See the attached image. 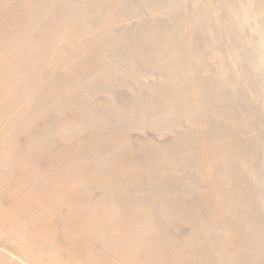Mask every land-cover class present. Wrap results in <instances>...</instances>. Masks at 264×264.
<instances>
[{
    "label": "rangeland",
    "instance_id": "374dc122",
    "mask_svg": "<svg viewBox=\"0 0 264 264\" xmlns=\"http://www.w3.org/2000/svg\"><path fill=\"white\" fill-rule=\"evenodd\" d=\"M0 264H264V0H0Z\"/></svg>",
    "mask_w": 264,
    "mask_h": 264
},
{
    "label": "bare ground",
    "instance_id": "6f19581e",
    "mask_svg": "<svg viewBox=\"0 0 264 264\" xmlns=\"http://www.w3.org/2000/svg\"><path fill=\"white\" fill-rule=\"evenodd\" d=\"M69 242V241H68ZM65 244V243H64ZM70 248V247H69ZM103 249V248H102ZM66 259V258H65ZM68 259H69V257H68ZM68 263V262H67Z\"/></svg>",
    "mask_w": 264,
    "mask_h": 264
}]
</instances>
